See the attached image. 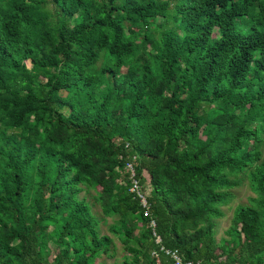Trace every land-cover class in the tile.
<instances>
[{
  "label": "trees",
  "instance_id": "1",
  "mask_svg": "<svg viewBox=\"0 0 264 264\" xmlns=\"http://www.w3.org/2000/svg\"><path fill=\"white\" fill-rule=\"evenodd\" d=\"M263 134L264 0H0V264L114 256L90 189L111 264H264Z\"/></svg>",
  "mask_w": 264,
  "mask_h": 264
},
{
  "label": "rangeland",
  "instance_id": "2",
  "mask_svg": "<svg viewBox=\"0 0 264 264\" xmlns=\"http://www.w3.org/2000/svg\"><path fill=\"white\" fill-rule=\"evenodd\" d=\"M51 7H52L51 2H48L47 8L51 10ZM26 63L28 66L31 65V61L29 59L26 60ZM263 137H264V134H263ZM261 150L264 154V141H263ZM231 192H232V198L227 204L221 207L223 211V216L215 220L216 225L214 228L215 230L214 238H215L216 243L219 241L221 237L224 236L225 229L228 228L229 225L231 224L234 208L238 204L248 203V198L253 195V193L248 187L247 180H243V183L241 185L235 188H232ZM93 194H94V191L92 189H90L89 191L84 190L80 192L79 197H84L85 200L91 204V210L99 221L98 225L100 228V232L110 235L114 240V244L116 248L115 255L112 257L102 256L100 258H97V260H100V259L105 260L106 262H108V264H110L116 260H120V256L123 252L122 244L119 242L117 237H115L112 233L109 232L108 225L112 222V218L103 216L99 204L96 203L93 199ZM153 257L156 258V262L158 263V257H155V256Z\"/></svg>",
  "mask_w": 264,
  "mask_h": 264
},
{
  "label": "built area",
  "instance_id": "3",
  "mask_svg": "<svg viewBox=\"0 0 264 264\" xmlns=\"http://www.w3.org/2000/svg\"><path fill=\"white\" fill-rule=\"evenodd\" d=\"M126 166L128 167L129 171H130V178H131V186L129 187V190L131 192H135V194L137 195V197L139 198L140 204L142 206V208H144V213L145 215L149 214V204H148V200H147V193L144 191V189L142 188L139 178L136 177V173H135V169L132 163H127ZM150 225L152 227L155 226V222L153 219H151L150 221ZM155 236V242L160 244L161 239L158 235L155 234V232L153 233ZM160 250L164 251L165 254L169 255L172 260L174 261V264H199V263H194L192 261L189 260H185L182 255H180L178 253L177 250H172V249H167L164 248V246L160 245ZM157 251H153L152 255L157 257Z\"/></svg>",
  "mask_w": 264,
  "mask_h": 264
},
{
  "label": "crops",
  "instance_id": "4",
  "mask_svg": "<svg viewBox=\"0 0 264 264\" xmlns=\"http://www.w3.org/2000/svg\"><path fill=\"white\" fill-rule=\"evenodd\" d=\"M102 262H103L104 264H108V262H106L105 260H101V259H100V260H97V259H96L95 262H94L93 264H100V263H102ZM110 264H111V263H110Z\"/></svg>",
  "mask_w": 264,
  "mask_h": 264
}]
</instances>
